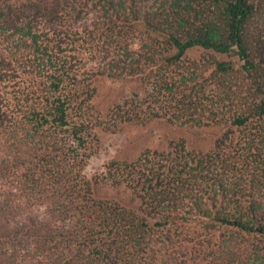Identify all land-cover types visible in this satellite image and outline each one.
I'll return each instance as SVG.
<instances>
[{
	"label": "trees",
	"instance_id": "1",
	"mask_svg": "<svg viewBox=\"0 0 264 264\" xmlns=\"http://www.w3.org/2000/svg\"><path fill=\"white\" fill-rule=\"evenodd\" d=\"M0 264H264V0H0Z\"/></svg>",
	"mask_w": 264,
	"mask_h": 264
},
{
	"label": "rangeland",
	"instance_id": "2",
	"mask_svg": "<svg viewBox=\"0 0 264 264\" xmlns=\"http://www.w3.org/2000/svg\"><path fill=\"white\" fill-rule=\"evenodd\" d=\"M203 55L200 52L192 51L188 53L187 59L182 62L183 67L188 65L193 60H199ZM218 58H224V56H217ZM182 69V68H181ZM234 81H229L232 84ZM97 88V96L95 100H105L99 106L97 111V117L103 120V114L105 111V103L109 98H117L122 94H126L132 90H137V85L133 83L111 82L109 80H99L94 83ZM183 127L180 130L183 131ZM165 132H168L167 127H161L158 122H152L147 125L140 124H121L116 130L102 129L100 126L93 129L92 138L89 140L88 146L91 151V155L87 159L83 172L87 177L93 175H99L104 169V164L110 159H132L141 150L152 146L165 145ZM180 132L177 131V134ZM175 134V132L173 133ZM172 136H170L171 138ZM198 146H205L207 143L200 144ZM189 144V143H188Z\"/></svg>",
	"mask_w": 264,
	"mask_h": 264
}]
</instances>
